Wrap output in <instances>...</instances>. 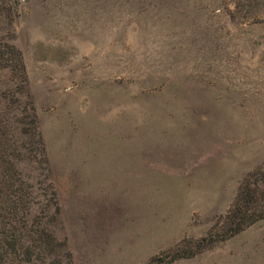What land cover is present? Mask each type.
Returning <instances> with one entry per match:
<instances>
[{
  "label": "rangeland",
  "instance_id": "rangeland-1",
  "mask_svg": "<svg viewBox=\"0 0 264 264\" xmlns=\"http://www.w3.org/2000/svg\"><path fill=\"white\" fill-rule=\"evenodd\" d=\"M260 168L264 0H0V238L23 244L15 257H170ZM162 264H264V219Z\"/></svg>",
  "mask_w": 264,
  "mask_h": 264
},
{
  "label": "trees",
  "instance_id": "trees-1",
  "mask_svg": "<svg viewBox=\"0 0 264 264\" xmlns=\"http://www.w3.org/2000/svg\"><path fill=\"white\" fill-rule=\"evenodd\" d=\"M264 219V168L249 172L241 180L237 193L230 207L221 216L219 223L213 225L209 231L195 241L179 244L169 255L152 256L145 264H162L179 256H191L201 249L210 247L216 242L230 237L243 230L253 222ZM10 240V239H9ZM0 238V264H40L37 259L26 263L21 256L18 258L13 252L23 246L14 238L13 241ZM180 246V248H179ZM42 264V263H41Z\"/></svg>",
  "mask_w": 264,
  "mask_h": 264
}]
</instances>
